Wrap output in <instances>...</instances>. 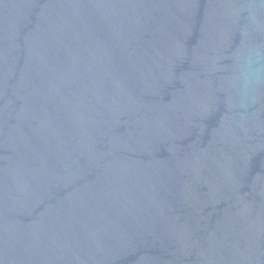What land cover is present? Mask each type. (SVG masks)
<instances>
[{"label": "water", "instance_id": "obj_1", "mask_svg": "<svg viewBox=\"0 0 264 264\" xmlns=\"http://www.w3.org/2000/svg\"><path fill=\"white\" fill-rule=\"evenodd\" d=\"M0 264H264V0H0Z\"/></svg>", "mask_w": 264, "mask_h": 264}]
</instances>
